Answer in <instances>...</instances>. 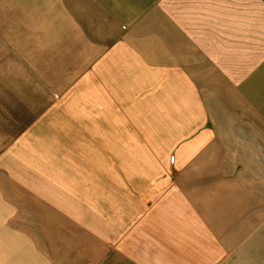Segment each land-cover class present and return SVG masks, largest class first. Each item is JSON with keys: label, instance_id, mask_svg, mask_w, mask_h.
<instances>
[{"label": "crops", "instance_id": "crops-1", "mask_svg": "<svg viewBox=\"0 0 264 264\" xmlns=\"http://www.w3.org/2000/svg\"><path fill=\"white\" fill-rule=\"evenodd\" d=\"M0 264H264V0H0Z\"/></svg>", "mask_w": 264, "mask_h": 264}]
</instances>
